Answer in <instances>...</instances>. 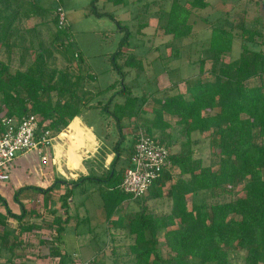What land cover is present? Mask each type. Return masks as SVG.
Wrapping results in <instances>:
<instances>
[{"label": "trees", "instance_id": "1", "mask_svg": "<svg viewBox=\"0 0 264 264\" xmlns=\"http://www.w3.org/2000/svg\"><path fill=\"white\" fill-rule=\"evenodd\" d=\"M98 2L92 0L91 15L114 19L97 8ZM106 2L116 6L125 4L124 0ZM208 7V0H190L188 5L171 0L165 23L160 27L163 35L175 41L190 37L194 30L190 23L192 16ZM50 13L34 0H0V56L5 55L8 60L0 61V120L9 117L20 121L28 114L38 115L42 131L60 133L83 110L93 106L80 94L82 75L52 66L56 55L72 63L66 23H61L57 14L52 15V21H48L54 24L52 34L45 42L36 41L39 35L36 28L23 26L25 20L38 17L41 19L38 26H44L47 22L43 19ZM240 25L241 55L226 62L224 58L231 55L236 36L233 30L214 28L206 50L207 59L201 61L199 78L187 85L186 93L160 95L155 90L141 96L129 89L124 80L125 69L144 70L135 52L129 54L123 50L130 45L129 31L112 58L114 72L123 78L122 90L107 99L105 106L117 124L118 139L112 148L114 158L102 175L80 177L70 184L73 187L86 182L106 184L107 191L102 192V197L107 221L119 215L113 224L126 230L132 238L128 255L135 258V264H231V251L245 252V264H264V50L253 51L244 42V34L249 32L248 42L256 43L259 38L264 45V34L247 28L244 23ZM12 57L19 60V68L13 69ZM74 58L78 59L79 55L74 54ZM115 85L99 95L110 92ZM150 101L155 105L148 111ZM132 124H135L136 137L139 129H143L154 141L170 149L174 126L186 138L182 151L171 154L170 168L161 173L141 198L147 202L167 199L171 203L168 213H156L149 206L130 213L123 211L124 202L132 200L121 189L124 173L135 152V141L131 146L125 144L126 130ZM78 126L77 120L70 125L75 132L71 138L77 149L83 146L76 135ZM84 131L86 140L93 139ZM194 133L213 136L208 163L195 157L191 147ZM123 159L126 167H120ZM236 186H241L240 193ZM25 189L15 193L21 216L12 212L0 194V204L8 217L18 221L25 217L24 205L18 200ZM199 193H210V198L201 204L189 205L187 198ZM5 220L0 215V223L4 224ZM57 231L60 236L62 230ZM162 239L168 253L166 259L159 248ZM69 262L70 259L61 256L59 264Z\"/></svg>", "mask_w": 264, "mask_h": 264}, {"label": "rangeland", "instance_id": "2", "mask_svg": "<svg viewBox=\"0 0 264 264\" xmlns=\"http://www.w3.org/2000/svg\"><path fill=\"white\" fill-rule=\"evenodd\" d=\"M34 1L38 6L51 12L43 19L47 22L44 26H38L40 17L23 22L24 27L36 28V32L39 34L36 41L45 42L50 39L54 24L48 21L52 19V15L57 14L60 21L61 14H64L66 18L64 28H67L70 34L67 45H69V57L72 63H67L61 55H56L52 66L61 71L70 69L84 77L79 91L93 107L83 110L81 116L83 121L92 126L97 134L108 140H103V145L99 150L98 158L103 164L106 162L104 160L108 158L107 155L112 153L114 141L118 139L117 124L108 114L105 106L108 104L107 99L123 88V78L114 72L112 58L119 51L120 43L128 31L132 35L129 41L130 45L124 47L123 50L129 54L135 52L138 59L142 60L144 70L139 72L138 69L126 68L127 75L124 80L130 90L141 96L144 92L151 93L155 90H158L160 95L166 92L186 93L187 85L193 84L199 78L201 61L207 59L206 50L209 47L214 28L233 30L236 36L233 40L231 55L224 58L226 62L235 60L241 55L242 40L239 37L242 33L239 29L241 23L246 24L249 29L261 30L260 32L264 34V0H208L209 7L196 12L190 20V23L194 25L193 34L182 41H175L171 37L164 36L160 28L165 23V16L170 9L171 0H124L123 6L108 3L107 0H99L96 4L97 8L111 14L114 19L107 16L91 15L92 0ZM189 1L181 0L184 5H188ZM161 16H163L162 19ZM248 36L249 32L244 34V42L251 50H264V45L260 43L262 40L258 38L255 40L256 43L248 42ZM76 53L79 55L78 59L74 58ZM0 61L8 62L5 55L0 56ZM10 61L13 69L19 68L20 64L17 58L12 57ZM205 66L208 68L209 64ZM114 83L116 85L113 90L99 95L102 90ZM115 100L119 101L120 99L116 98ZM154 105V102L150 101L147 104V110L151 111ZM149 117L152 118L151 115ZM171 122L174 125V120ZM174 128L171 132L173 147L170 149L166 146L171 154L181 152L182 144L186 142L181 129L176 126ZM126 133L125 144L131 146L133 141H137L135 124H132ZM191 140L195 157H200L208 163L213 136L194 133ZM43 152L44 154L48 153L43 150H39L38 153ZM41 159L39 157V167L46 168L50 165V161L44 163ZM69 159L74 164L75 158L69 156ZM124 160L121 161L120 167L127 166ZM103 164L97 169L88 171V176L102 175ZM28 166L30 163H27V160L23 161L14 169L15 174L22 173V170ZM10 173L12 175L13 171ZM15 183V179L0 183V191ZM73 190L74 205L79 206L81 203L85 205L80 210V218L83 222L79 227L76 226V221L67 225L62 235L63 251L74 260L81 262L95 259L97 264H135V258L128 255V245L132 243V238L127 234V231L120 227L107 230V213L102 197V192L107 191L106 184L88 182ZM240 190L241 186H236V191ZM209 198L210 193H199L196 196H189L187 199L189 205H192L194 203L201 204L204 199ZM13 202L11 200L10 203ZM127 204L129 205L126 206ZM143 206H149V210H154L156 213L171 211V203L167 199L158 202H147L143 199L132 200L123 204V211L126 213L140 211ZM1 209L3 210L4 207ZM123 211L120 214H123ZM75 216L77 217V214ZM115 218L118 219V215ZM93 228L96 231H93L90 238L88 234ZM108 231L112 235L114 244L112 241H108ZM48 233L51 237V231ZM159 248L162 257L168 258L163 239ZM48 251L49 248H46L45 253ZM230 253L231 264H245V252L231 251Z\"/></svg>", "mask_w": 264, "mask_h": 264}, {"label": "crops", "instance_id": "3", "mask_svg": "<svg viewBox=\"0 0 264 264\" xmlns=\"http://www.w3.org/2000/svg\"><path fill=\"white\" fill-rule=\"evenodd\" d=\"M76 120L79 122V126L76 128V135L83 143V146L79 149L73 145L75 140L71 138L75 135V132L71 131L70 125ZM84 129L90 133L93 139L86 140ZM52 132L54 138L52 145L48 148L40 149L48 153H38V150L25 156H20L12 170L11 181L15 179L16 183L9 185L8 188L6 186L5 189L0 191V194L5 199L7 198L6 200L12 212L17 216H21L20 205L15 202V193L20 189L26 188L18 197L20 204L24 205L26 211L22 221L8 217L6 210H2L3 206L0 204V215L6 219L4 224L0 223V264H59L61 256H65L71 261L74 260L63 251L62 235L67 225L72 221H76L77 227L80 226L83 222L80 218V210L85 205L84 203L79 206L74 205L73 189L75 187L70 183L77 181L80 177H88V171L97 169L103 164L98 158L99 150H101L103 140H108L97 134L92 126L86 124L82 116L76 117L71 121L64 131L60 133ZM111 154L107 155V160H104L106 162L103 164V171L110 168L114 158V155ZM69 156L73 157V159L75 158L79 165L75 166L70 161ZM39 157H47L50 165L46 168L39 167ZM25 160L30 163V166L22 170V173L17 172L15 174L14 169ZM60 181H65L67 184H62ZM28 187H36L39 190L29 189ZM9 198L14 202L10 203L11 200ZM130 201L132 200H126L124 204ZM75 214H77V217ZM116 216L112 217L110 222L106 219L107 230L109 228H117L113 224L114 221L118 220L115 218ZM57 229L62 230L60 236ZM48 231H51V237ZM93 231L95 232L96 229L93 228L91 233L88 234L90 238ZM107 235L108 241H112L114 244L110 231H108ZM2 240L3 245H1ZM46 248H49V251L45 253ZM91 260L95 261V259Z\"/></svg>", "mask_w": 264, "mask_h": 264}, {"label": "built area", "instance_id": "4", "mask_svg": "<svg viewBox=\"0 0 264 264\" xmlns=\"http://www.w3.org/2000/svg\"><path fill=\"white\" fill-rule=\"evenodd\" d=\"M65 19L61 14V23H66ZM40 122L41 117L33 114L20 121L9 117L0 120V183L11 181L10 172L20 156L52 145L53 132L42 131ZM170 157L171 152L165 145L157 143L143 129H139L131 165L126 169L121 184L123 192L134 201L141 199L161 173L170 168ZM42 161L47 163L48 158L43 157ZM66 264H94V261L72 260Z\"/></svg>", "mask_w": 264, "mask_h": 264}]
</instances>
